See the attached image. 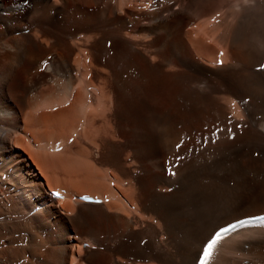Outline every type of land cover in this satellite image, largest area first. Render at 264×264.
I'll return each mask as SVG.
<instances>
[{
  "label": "bare ground",
  "instance_id": "bare-ground-1",
  "mask_svg": "<svg viewBox=\"0 0 264 264\" xmlns=\"http://www.w3.org/2000/svg\"><path fill=\"white\" fill-rule=\"evenodd\" d=\"M262 215L264 0H0V264H198Z\"/></svg>",
  "mask_w": 264,
  "mask_h": 264
},
{
  "label": "snow or ice",
  "instance_id": "snow-or-ice-1",
  "mask_svg": "<svg viewBox=\"0 0 264 264\" xmlns=\"http://www.w3.org/2000/svg\"><path fill=\"white\" fill-rule=\"evenodd\" d=\"M221 55H223V53H221ZM222 64V62H221ZM180 145H177V148H179ZM172 175H174L175 173H171ZM57 196H59V193L56 194ZM259 219L264 220V217H259ZM251 221H247V220H242L240 221V224H247L250 223ZM237 227V225L233 224L228 228H223L219 231H216L214 233V235L206 242L205 247L202 250V255L200 257V264H208L209 258L212 255V250L216 247L217 243L219 242V240L222 238V236H224L226 233L233 231L235 228Z\"/></svg>",
  "mask_w": 264,
  "mask_h": 264
},
{
  "label": "rangeland",
  "instance_id": "rangeland-1",
  "mask_svg": "<svg viewBox=\"0 0 264 264\" xmlns=\"http://www.w3.org/2000/svg\"><path fill=\"white\" fill-rule=\"evenodd\" d=\"M84 246H88L87 244H85Z\"/></svg>",
  "mask_w": 264,
  "mask_h": 264
}]
</instances>
